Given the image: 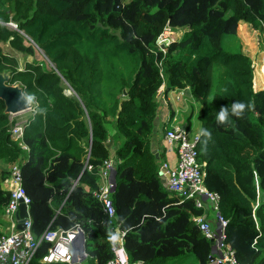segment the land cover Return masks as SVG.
I'll list each match as a JSON object with an SVG mask.
<instances>
[{
    "label": "trees",
    "instance_id": "1",
    "mask_svg": "<svg viewBox=\"0 0 264 264\" xmlns=\"http://www.w3.org/2000/svg\"><path fill=\"white\" fill-rule=\"evenodd\" d=\"M240 22L263 30L264 0H0V73L36 98L23 125L28 151L11 139L0 101V225L10 201L1 186L19 165L35 239L77 224L86 264H106L118 227L129 264H209L211 245L191 221L204 212L169 194L151 150L164 84L166 92L188 88L202 107L200 129L211 138L200 137L198 158L205 186L220 197L227 243L240 264H264V88L254 90ZM166 27L186 31L161 51ZM2 45L26 57L41 51L49 65L33 60L20 69ZM236 100L251 109L218 125L216 113ZM107 124L120 138L114 159ZM107 160L115 162L114 219L94 195ZM48 247L43 242L30 264H42Z\"/></svg>",
    "mask_w": 264,
    "mask_h": 264
},
{
    "label": "built area",
    "instance_id": "2",
    "mask_svg": "<svg viewBox=\"0 0 264 264\" xmlns=\"http://www.w3.org/2000/svg\"><path fill=\"white\" fill-rule=\"evenodd\" d=\"M167 35V36H166ZM174 35L170 27H166L158 37L156 46L164 51L170 42L169 37ZM166 41H168L166 43ZM160 66V64H158ZM160 76L162 74L160 71ZM161 89V88H160ZM158 90V92L160 91ZM26 120L10 123L9 133L11 139L17 142L20 147L28 151L23 144V125ZM199 133L189 135L187 128L183 127L176 120L175 115L169 117V121L163 128L162 140L165 146V153L174 158V164L162 163L159 172L164 180V187L171 196L178 198L179 202L190 201L196 209L202 210L203 215L191 216V221L198 227L202 236L209 241L211 251L208 256L209 264H240L235 252L226 241V226L228 221L221 216L219 211L220 197L217 193L211 192L205 186L206 163L198 158L197 145ZM89 155L86 158L84 169L91 170L88 164ZM115 169V162L107 160L99 168V188L95 197L102 204L104 213L114 219L115 209L112 201L113 185L110 177ZM77 181L73 183L75 187ZM6 189L10 193V201L4 209V217L9 222L7 233L0 234V264H30L35 258L40 245L44 242L49 245L46 255L40 260L42 264H86V252L82 250L80 235L85 236L79 225H74L70 230H52L49 227L35 239L31 233L30 199L21 185L20 166L13 165L10 168V176ZM26 208V218L23 221V228L17 229L16 214L19 205ZM210 212L213 218H210ZM59 210L56 211V214ZM212 225L214 229H212ZM118 235L119 241L114 245L111 241L113 258L106 264H129L124 249L125 232L118 227L111 235Z\"/></svg>",
    "mask_w": 264,
    "mask_h": 264
},
{
    "label": "crops",
    "instance_id": "3",
    "mask_svg": "<svg viewBox=\"0 0 264 264\" xmlns=\"http://www.w3.org/2000/svg\"><path fill=\"white\" fill-rule=\"evenodd\" d=\"M176 30L177 32H180L182 34L184 31H186V28H180ZM176 30H173L174 33H177ZM249 30H250L249 25L240 22L236 30V37L243 46L242 53L247 57H249L252 62H254L253 60L254 58L249 54V52L245 53V48H244L246 42L251 38ZM251 31L253 30L251 29ZM180 36H178V38L176 37L175 41L179 40ZM22 67L23 65H20V69H22ZM257 75L258 76L255 77L253 74V83H254L255 91L262 90L264 88V78H263L264 69L262 72L259 71ZM160 88H161L160 91L157 92L156 95L157 110L154 119V128L151 136V150L152 153L157 157L156 159L160 164L164 162H168L169 164L173 165L174 164L173 156L167 155L165 153V146L162 140L163 128L169 121V117L170 116L172 117L173 115H175L177 122L181 124L183 127L187 128L188 131L192 128V124L197 121L199 122V128H200L199 116L202 107L195 102L188 88L175 89L169 92H166L164 84H162ZM29 116H27L24 120H27ZM108 126L109 125L107 124L106 125V128L108 130L107 148L109 150L110 159H114L115 150L120 145V138L116 135L115 130L113 129L112 131H110ZM198 133H200V130L195 134ZM7 181L8 179L5 181L6 187H7ZM1 219L4 222L8 223L4 216H2ZM8 228H9V224H7L5 227L0 225V233H7Z\"/></svg>",
    "mask_w": 264,
    "mask_h": 264
},
{
    "label": "rangeland",
    "instance_id": "4",
    "mask_svg": "<svg viewBox=\"0 0 264 264\" xmlns=\"http://www.w3.org/2000/svg\"><path fill=\"white\" fill-rule=\"evenodd\" d=\"M241 31V29H240ZM250 40H248L244 46L245 48V53H248L254 58V62H252L253 64V74L255 77H257L258 72H262L264 69V29L263 30H253L251 31L250 28ZM177 32V30H176ZM241 34V33H240ZM181 33L177 32L174 33L173 36L169 37L170 40L172 39V41L174 42L176 40V37L178 38V36H180ZM167 36V35H166ZM168 41H166L167 43ZM168 43H172V42H168ZM228 46L230 45V43L227 44ZM241 45V43H240ZM242 45H241V52H242ZM2 50L4 53H8L13 55L14 57L17 58L18 62H19V67L20 65H24L25 62H32L33 60H37V61H42L44 62V64H48V61L46 59V57L43 55V53L41 51L36 52L34 57H26L24 55H21L20 53L15 52L14 50H12L10 47H8L7 45H2L1 46ZM260 69V70H259ZM31 113L28 111L26 113H23L21 115H17V116H10V120L15 123V122H19L24 120L27 116H29ZM109 125V124H108ZM110 131L113 130L112 126L109 125L108 126ZM200 130L199 128V122H194L192 124V128L189 130V135H193L196 132H198ZM6 181V180H5ZM5 181L3 182V186L2 187H6ZM213 218V213L210 212V218ZM212 229H214V226L212 225Z\"/></svg>",
    "mask_w": 264,
    "mask_h": 264
},
{
    "label": "water",
    "instance_id": "5",
    "mask_svg": "<svg viewBox=\"0 0 264 264\" xmlns=\"http://www.w3.org/2000/svg\"><path fill=\"white\" fill-rule=\"evenodd\" d=\"M24 94L23 90L19 85H10L9 76L7 73H0V101L4 103L5 114L9 116H17L32 110V105L26 104L24 100L21 99V95ZM155 158H157L155 156ZM159 177L161 183L164 186V180L159 172ZM110 182L113 185V191L115 189V171L112 172ZM26 208L23 204L19 205L18 212L16 214L17 229L21 230L23 228V221L26 218ZM80 240L82 244V250H84V237L83 234L80 235Z\"/></svg>",
    "mask_w": 264,
    "mask_h": 264
},
{
    "label": "clouds",
    "instance_id": "6",
    "mask_svg": "<svg viewBox=\"0 0 264 264\" xmlns=\"http://www.w3.org/2000/svg\"><path fill=\"white\" fill-rule=\"evenodd\" d=\"M224 91H227L226 89ZM21 99L26 102L28 105H32L35 102V96L31 94H22ZM252 107L250 102L236 100L233 101L231 106L221 107L220 110L216 113V123L218 125L230 126L232 124L231 117L242 118L246 111L250 110ZM199 137L204 138V143H207V140L211 138V132L201 127ZM198 137V138H199ZM111 241L115 245L119 241L118 235H111Z\"/></svg>",
    "mask_w": 264,
    "mask_h": 264
},
{
    "label": "bare ground",
    "instance_id": "7",
    "mask_svg": "<svg viewBox=\"0 0 264 264\" xmlns=\"http://www.w3.org/2000/svg\"><path fill=\"white\" fill-rule=\"evenodd\" d=\"M29 112H31V111H29ZM9 119H10V116H9ZM10 122H11V120H10ZM4 216V215H3ZM8 222V221H7ZM17 222V221H16ZM8 224H9V222H8ZM0 234H3V233H0ZM84 250H85V243H84Z\"/></svg>",
    "mask_w": 264,
    "mask_h": 264
}]
</instances>
